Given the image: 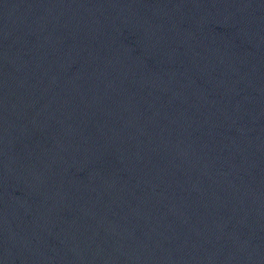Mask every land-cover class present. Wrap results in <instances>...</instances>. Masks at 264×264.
Returning a JSON list of instances; mask_svg holds the SVG:
<instances>
[{"label": "water", "instance_id": "obj_1", "mask_svg": "<svg viewBox=\"0 0 264 264\" xmlns=\"http://www.w3.org/2000/svg\"><path fill=\"white\" fill-rule=\"evenodd\" d=\"M0 264H264V0H0Z\"/></svg>", "mask_w": 264, "mask_h": 264}]
</instances>
